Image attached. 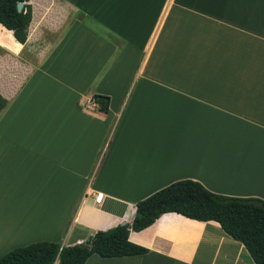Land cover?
I'll return each mask as SVG.
<instances>
[{"label":"crops","instance_id":"crops-1","mask_svg":"<svg viewBox=\"0 0 264 264\" xmlns=\"http://www.w3.org/2000/svg\"><path fill=\"white\" fill-rule=\"evenodd\" d=\"M28 3L24 43L0 23V257L71 216L64 245L129 223L179 179L264 199V0ZM128 238L148 251L84 264H255L176 212Z\"/></svg>","mask_w":264,"mask_h":264},{"label":"trees","instance_id":"trees-1","mask_svg":"<svg viewBox=\"0 0 264 264\" xmlns=\"http://www.w3.org/2000/svg\"><path fill=\"white\" fill-rule=\"evenodd\" d=\"M18 2H23L21 10ZM30 21L28 0H0V23L12 30L17 41L25 42ZM93 99L107 111L109 96L94 94ZM6 105L7 99L0 94V112ZM166 212L218 222L225 233L245 246L255 264H264V199L213 192L190 178L173 181L137 201L129 223L97 230L71 245L39 240L18 246L0 257V264H84L94 253L101 257L143 254L148 249L129 240L130 230L140 231Z\"/></svg>","mask_w":264,"mask_h":264},{"label":"rangeland","instance_id":"rangeland-1","mask_svg":"<svg viewBox=\"0 0 264 264\" xmlns=\"http://www.w3.org/2000/svg\"><path fill=\"white\" fill-rule=\"evenodd\" d=\"M85 106V105H84ZM72 217V216H71ZM71 217L64 223V226H63V229L61 230V233H59V236H58V242L61 244V245H64V244H62V243H64L65 242V240H66V238H67V236H68V229L69 228H71L72 226L71 225H69V223H70V220H71ZM73 229L72 230H75V233L76 232H78L79 231V226L78 225H76L75 227H72ZM75 228V229H74ZM62 232H63V234H62Z\"/></svg>","mask_w":264,"mask_h":264},{"label":"built area","instance_id":"built-area-1","mask_svg":"<svg viewBox=\"0 0 264 264\" xmlns=\"http://www.w3.org/2000/svg\"><path fill=\"white\" fill-rule=\"evenodd\" d=\"M80 99H82V98H80ZM102 198H103V193H101V192H96V195H95V201H96V202H100Z\"/></svg>","mask_w":264,"mask_h":264},{"label":"water","instance_id":"water-1","mask_svg":"<svg viewBox=\"0 0 264 264\" xmlns=\"http://www.w3.org/2000/svg\"><path fill=\"white\" fill-rule=\"evenodd\" d=\"M22 7H23V2H18V3H17V9H18V10H21ZM124 223H125L124 221L121 222V224H124Z\"/></svg>","mask_w":264,"mask_h":264}]
</instances>
